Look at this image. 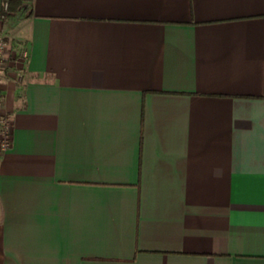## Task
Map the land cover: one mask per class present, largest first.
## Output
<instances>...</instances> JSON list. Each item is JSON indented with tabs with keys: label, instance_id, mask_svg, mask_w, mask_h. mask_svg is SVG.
Returning a JSON list of instances; mask_svg holds the SVG:
<instances>
[{
	"label": "crops",
	"instance_id": "0c3cea01",
	"mask_svg": "<svg viewBox=\"0 0 264 264\" xmlns=\"http://www.w3.org/2000/svg\"><path fill=\"white\" fill-rule=\"evenodd\" d=\"M10 2L0 264H264V0Z\"/></svg>",
	"mask_w": 264,
	"mask_h": 264
},
{
	"label": "built area",
	"instance_id": "2783aa9c",
	"mask_svg": "<svg viewBox=\"0 0 264 264\" xmlns=\"http://www.w3.org/2000/svg\"><path fill=\"white\" fill-rule=\"evenodd\" d=\"M8 14V0H5L2 7L1 19H5ZM7 55L6 36L0 33V88H1V68L4 59ZM23 57L27 56V52L22 53ZM12 139V124L9 118L3 116L0 110V150H5L9 147Z\"/></svg>",
	"mask_w": 264,
	"mask_h": 264
},
{
	"label": "rangeland",
	"instance_id": "374dc122",
	"mask_svg": "<svg viewBox=\"0 0 264 264\" xmlns=\"http://www.w3.org/2000/svg\"><path fill=\"white\" fill-rule=\"evenodd\" d=\"M17 16H19L18 14H17ZM16 16V17H17ZM21 17V16H20ZM7 18V17H6ZM18 18V17H17ZM18 22H19V20L17 19L14 23H15V25L17 26L18 25ZM12 38L11 37H7L6 38V43H7V53L9 54V52L11 53V52H13V54H16L15 52V49H17V47H18V45H16L15 44V42L13 41V40H11ZM21 58H23V56H21Z\"/></svg>",
	"mask_w": 264,
	"mask_h": 264
},
{
	"label": "trees",
	"instance_id": "16d2710c",
	"mask_svg": "<svg viewBox=\"0 0 264 264\" xmlns=\"http://www.w3.org/2000/svg\"><path fill=\"white\" fill-rule=\"evenodd\" d=\"M5 2V1H4ZM3 2V3H4ZM12 10H13V4L10 2V0H8V14L6 15V17L8 16V15H10V13L12 12Z\"/></svg>",
	"mask_w": 264,
	"mask_h": 264
}]
</instances>
